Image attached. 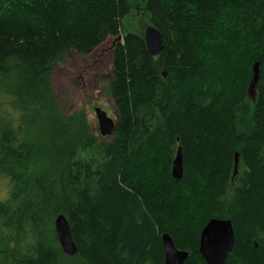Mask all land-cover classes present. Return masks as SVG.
I'll return each mask as SVG.
<instances>
[{
	"label": "trees",
	"instance_id": "1",
	"mask_svg": "<svg viewBox=\"0 0 264 264\" xmlns=\"http://www.w3.org/2000/svg\"><path fill=\"white\" fill-rule=\"evenodd\" d=\"M144 2L136 10L163 50L152 57L141 36L122 35L104 89L118 120L104 142L83 110L59 112L51 77L72 52L119 37L132 4L0 0V74L17 76L19 123L0 117V173L12 183L0 202V264H163V234L189 254L185 264H206L199 236L211 219L233 226L225 264H264V0ZM178 147L181 180L171 176ZM59 214L72 258L54 234Z\"/></svg>",
	"mask_w": 264,
	"mask_h": 264
},
{
	"label": "rangeland",
	"instance_id": "2",
	"mask_svg": "<svg viewBox=\"0 0 264 264\" xmlns=\"http://www.w3.org/2000/svg\"><path fill=\"white\" fill-rule=\"evenodd\" d=\"M144 1L129 0L133 8L120 22V37L131 33L141 36L143 39L144 31L150 25L146 15L142 11H137L136 8H143ZM114 48L115 41L109 38L90 54L80 55L72 52L64 64L54 69L51 77V85L56 96L59 112L62 115H68L71 112L83 110L91 125V133L99 141L104 142L108 141V139L100 136L93 110L98 107L104 110L112 121H116L117 112L114 101L104 91L106 86L111 83L113 76ZM14 85H18L15 73L5 76L0 74V117L12 119L13 122L18 117L17 110L15 111L13 107L16 102L13 91ZM247 94L248 99L254 102L255 88L247 91ZM14 126H19V123L14 122ZM31 164L32 173L39 174L42 170V164L37 161L35 156ZM11 188L12 183L9 177L0 173V202L7 199ZM62 264H69V261L62 259Z\"/></svg>",
	"mask_w": 264,
	"mask_h": 264
},
{
	"label": "water",
	"instance_id": "3",
	"mask_svg": "<svg viewBox=\"0 0 264 264\" xmlns=\"http://www.w3.org/2000/svg\"><path fill=\"white\" fill-rule=\"evenodd\" d=\"M112 38L108 36L98 46H100L107 39ZM113 39V38H112ZM144 39L146 49L152 57L158 56L163 50V37L161 33L152 26H148L144 32ZM121 40L119 36L117 41ZM96 46L94 49H96ZM93 49V50H94ZM92 50V51H93ZM91 51V52H92ZM90 52V53H91ZM89 53V54H90ZM115 56V49L113 51V61ZM112 61V65H113ZM163 78L167 77V73L162 74ZM259 80V64L255 63L252 67V78L247 91H251L256 87ZM96 121L98 132L101 136L111 137L116 128V121H112L106 117L101 109H96ZM238 155H234V175L237 173ZM183 156L181 147L177 148L175 157L172 161L171 176L175 180L183 178ZM54 232L60 246L62 253L72 258L77 252V246L73 241L70 225L64 215L59 214L53 221ZM161 243L164 251L163 264H185L189 254L176 248L173 240L167 234L161 236ZM235 244V236L233 226L230 220L211 219L203 228L199 238V254L206 264H225L228 256L233 250Z\"/></svg>",
	"mask_w": 264,
	"mask_h": 264
},
{
	"label": "bare ground",
	"instance_id": "4",
	"mask_svg": "<svg viewBox=\"0 0 264 264\" xmlns=\"http://www.w3.org/2000/svg\"><path fill=\"white\" fill-rule=\"evenodd\" d=\"M144 32H145V31H144ZM117 38H118V37H117ZM117 38H113L114 41H115V48H114V49H115V52H116V49L118 48V46H119L120 44H122V40L117 41ZM143 40H144V42H145L144 37H143ZM145 45H146V43H145ZM160 54H161V53H160ZM160 54H159V55H160ZM159 55H158V56H159ZM150 56H151V55H150ZM156 57H157V56H156ZM176 151H177V150H176ZM175 154H176V153H175ZM237 169H238V167H237ZM208 222H209V221H208ZM206 225H207V224H206ZM206 225H205V226H206ZM205 226H204V227H205ZM202 230H203V229H202ZM202 230H201V231H202ZM200 234H201V232H200ZM199 238H200V236H199Z\"/></svg>",
	"mask_w": 264,
	"mask_h": 264
},
{
	"label": "flooded vegetation",
	"instance_id": "5",
	"mask_svg": "<svg viewBox=\"0 0 264 264\" xmlns=\"http://www.w3.org/2000/svg\"><path fill=\"white\" fill-rule=\"evenodd\" d=\"M96 109H99L98 107L97 108H94V110H93V112H94V116H95V119H96ZM101 111L103 112V113H105V115H106V117H108L107 116V114H106V112L104 111V110H102L101 109ZM117 112V111H116ZM109 118V117H108ZM88 119V118H87ZM97 120V119H96ZM117 120H118V115H117V117H116V122H117ZM96 123H97V121H96ZM97 129H98V126H97ZM100 134V133H99ZM100 136H101V134H100ZM101 137H103V136H101ZM104 138H107L108 139V137L107 136H105Z\"/></svg>",
	"mask_w": 264,
	"mask_h": 264
}]
</instances>
